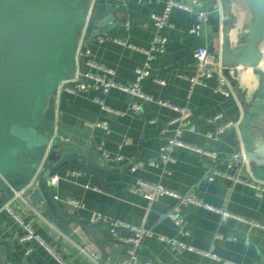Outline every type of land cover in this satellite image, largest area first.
Instances as JSON below:
<instances>
[{"label": "crops", "instance_id": "1", "mask_svg": "<svg viewBox=\"0 0 264 264\" xmlns=\"http://www.w3.org/2000/svg\"><path fill=\"white\" fill-rule=\"evenodd\" d=\"M98 1L126 10L116 13L120 24L109 33L100 34L95 29L89 34L88 30L79 47L78 69L89 71L90 61L98 62L115 71L118 83L131 84L137 68L147 60L144 50L152 46L153 15L163 12L167 0ZM179 1L193 4L194 0ZM197 1L195 12H208L207 19L200 23L199 35L189 32L198 22L196 13L181 8L172 11L169 24L163 29L170 40L168 50L154 57L151 73L142 82L144 93L151 99L119 88H112L107 94L59 89L57 131L69 139L63 143L81 153L92 148L94 158L111 169L89 173L80 164L71 163L58 173V185L52 190L63 209L77 214L80 220L71 223L66 231L47 215L42 204L32 206L19 197L11 199L14 201L7 205L38 235L28 239V230L7 205L0 210V240L8 241L16 259L14 264H121L129 259L125 240L134 237L135 231L120 227L114 237L108 222L96 220L98 215L152 229L153 234L145 236L139 248L140 264H264V196L233 179L237 175L247 179L252 174L264 181V168L257 173L252 161L232 158L236 153L260 155L257 145L264 136V78L257 69L264 72V41L258 47V52L263 53L258 67H229L234 95L226 96L216 90V76L205 79L204 84H193L192 78L198 74L194 50L213 45L221 53L228 41L235 54L247 45L248 26L255 19L246 0ZM225 67L228 65L219 63L223 73ZM134 103L142 106L141 111L132 108ZM173 105L188 107L192 113L194 130H186L183 140L216 151L217 160L178 147L173 152L175 161L167 169L151 164L160 159L162 148L174 135V127L168 123L179 113ZM219 113L223 114V122L240 119V126L212 139L208 133L215 125L210 118ZM97 123L104 126L91 125ZM103 151L121 156L122 161L106 159ZM214 171L221 175L209 180L208 175ZM138 180L192 194L199 201L181 207L186 232L166 215L177 199L165 195L150 203L146 196L149 187L132 190ZM68 198L79 200L82 206L71 205ZM222 211L231 216L224 219ZM162 237L195 249L178 254ZM9 261L6 259V263Z\"/></svg>", "mask_w": 264, "mask_h": 264}, {"label": "water", "instance_id": "2", "mask_svg": "<svg viewBox=\"0 0 264 264\" xmlns=\"http://www.w3.org/2000/svg\"><path fill=\"white\" fill-rule=\"evenodd\" d=\"M246 1L255 13L247 45L235 54L228 41L221 53L213 45L209 48L216 67L220 62L228 65L227 76L231 66L258 67L263 59L258 47L264 41V0ZM122 10L126 8L98 0H0V210L21 195L27 205L42 204L65 231L80 221L77 214L63 209L50 177L71 163L89 173L111 167L100 164L92 148L81 153L63 143L67 141L57 131L56 96L62 82L76 74L86 21L89 34L95 29L107 34L120 24L116 13ZM257 72L264 78L261 69ZM257 148L260 155L247 153L246 159L258 173L264 168V136ZM14 261L8 241L0 240V264Z\"/></svg>", "mask_w": 264, "mask_h": 264}, {"label": "built area", "instance_id": "3", "mask_svg": "<svg viewBox=\"0 0 264 264\" xmlns=\"http://www.w3.org/2000/svg\"><path fill=\"white\" fill-rule=\"evenodd\" d=\"M194 5H198L197 0H194L193 4H185L179 0H167L163 12L153 15V20H154L153 28H154L155 35H154V39L152 42V46L150 49L144 50L147 56V60L143 66H140L137 68L136 79L131 84L125 85V84L118 83L114 79L115 71L113 69L101 63L90 61L89 64L92 68L91 70L80 71L77 68L75 76L72 78H66L62 82L60 88L64 87L66 90L70 92H74V93L77 91H85V92L99 91L103 94H107L112 88H119L123 91L132 93L133 95L138 96L140 98L151 99L150 96L144 93L142 89V82L151 73V61L154 59V57H156L157 54L164 53L168 50L170 40L168 36L164 34L163 29L169 24L172 11L175 8H181L191 13H196L198 22L196 23L195 26H193L190 29L189 32L195 35H199L200 34V23L207 19L208 12L205 10L195 12ZM88 30H89V19L86 21V24L84 25V28L80 34L79 47L83 43L88 33ZM79 47L77 51V58H78V53H79ZM194 58L198 66V74L196 77L192 78L193 84H204L205 79L216 76L218 80V86L216 90L218 92L226 96H231L235 94V87H234L233 80L227 75H225L222 70H220L218 67L215 66L216 65L215 55L209 52L208 47L200 46L196 48V50H194ZM239 72H241V69H239ZM164 104H167V103H164ZM104 107L107 108L105 105ZM173 107L179 113V115L175 119L171 120L168 123V126L174 127V131H175L174 135L169 139L167 144L162 148L160 159L158 161H152L151 164L157 167L164 166L166 168V166L169 163H172L175 161L173 152L178 147H187V148L196 150L197 152L203 155L209 156L214 160H217L219 158V155L216 151L193 146L183 140V134L186 130H192V131L194 130V126L192 125V121H191L192 113L188 107H180V106H174V105ZM132 108L134 110L141 111L142 106L139 103H134L132 105ZM222 117H223V114L219 113V114L213 115L210 118V121L215 125V128L213 131L208 133L209 138L218 139L219 136L222 133H224L227 129H230V128L238 129L239 128L240 119L223 122L221 121ZM91 125L92 126L94 125L104 126L102 123L91 124ZM62 139L69 140L64 137H62ZM103 154H104V157L110 161H113L116 163H120L122 161L121 156H113L107 151H103ZM232 158L236 160H242V158H246V156L241 153H236L232 156ZM45 163H46V158L42 162V165L40 167L41 169L44 167ZM219 175H221V173H219L218 171H214L213 173H210L208 175V178L209 180H214ZM59 179L60 178L58 174H55L52 177H50V183H51L52 188L58 185ZM233 179L237 182H243V183L250 185L251 187L256 189L258 196L260 197L264 196V181L255 179L254 176H252V174L247 179H244L240 175H237ZM143 186H147L150 189V191L146 194L150 203L158 200L159 198L165 195H170L177 199V203L167 212L166 215L170 217L172 220H174L175 223L183 231L186 232L187 231L186 223H185V219L181 215V207L189 203H198L199 201L192 194L176 193L170 189H167L161 184L149 183L143 180H138L134 185H132V190L135 192H138ZM17 197L21 199L23 198L21 195H18ZM56 198L59 199L57 196ZM22 200H24V198ZM11 201H10V204L14 200L12 202ZM67 202L75 207L82 206L81 202L77 199L68 198ZM9 205H7L9 211H11L16 216L18 221L28 230V234L26 237L28 239H31V238H34L35 236H38L35 234L30 223L27 222L24 218H22L19 214H17L15 210L13 209V207ZM222 212H223L224 219H227L229 216H231V213H229L228 211H222ZM96 220L108 222L110 224V232L112 236L114 237H117V229L120 227H126V228H130L134 230L135 236L125 240V242L128 243L129 245V259L123 261L121 264H140L139 258H138L139 248L141 246L143 238L145 236H149L153 234L152 229H149L145 227L144 225L136 226V225L127 223L125 221L109 219L102 215H98L96 217ZM162 239L170 243L178 254H181L186 250L195 249L194 247L182 241H178L176 239H171V238H166V237H162ZM148 264H152V263L149 262Z\"/></svg>", "mask_w": 264, "mask_h": 264}]
</instances>
